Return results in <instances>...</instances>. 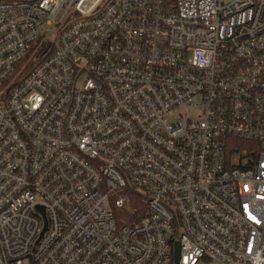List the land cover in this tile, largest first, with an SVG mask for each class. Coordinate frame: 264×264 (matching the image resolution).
<instances>
[{
	"label": "built area",
	"instance_id": "1",
	"mask_svg": "<svg viewBox=\"0 0 264 264\" xmlns=\"http://www.w3.org/2000/svg\"><path fill=\"white\" fill-rule=\"evenodd\" d=\"M201 261L264 264V0H0V264Z\"/></svg>",
	"mask_w": 264,
	"mask_h": 264
},
{
	"label": "trees",
	"instance_id": "2",
	"mask_svg": "<svg viewBox=\"0 0 264 264\" xmlns=\"http://www.w3.org/2000/svg\"><path fill=\"white\" fill-rule=\"evenodd\" d=\"M51 44V42H47L46 44L43 43L39 50H36V47L38 48V45H35L33 50L18 64L16 67L15 75L19 77H24L28 73H30L36 65H38L45 57L49 55L47 53L46 49ZM3 86V85H2ZM132 203L133 207H141V210H145L142 194L140 192L133 193ZM137 215H135L136 218ZM134 219V217H133ZM123 220H120L122 222Z\"/></svg>",
	"mask_w": 264,
	"mask_h": 264
},
{
	"label": "rangeland",
	"instance_id": "3",
	"mask_svg": "<svg viewBox=\"0 0 264 264\" xmlns=\"http://www.w3.org/2000/svg\"><path fill=\"white\" fill-rule=\"evenodd\" d=\"M225 2L227 1H230V0H224ZM64 12L61 13V15L63 14ZM60 15V16H61ZM47 30L49 32V34H53L54 33V30H55V26L54 25H51V26H48L47 27ZM183 113V111H181V109H178L176 112H174L172 115H169L167 117V121L169 123H172L174 121H176L178 118H179V115ZM200 113L199 111L197 110H191V114L190 116L192 118H196V117H199ZM118 213V216L121 217L122 213L120 211L117 212ZM127 213H130V214H133L134 213V207L132 208H129L127 209ZM199 264H219V262H216V263H213V262H205V261H201Z\"/></svg>",
	"mask_w": 264,
	"mask_h": 264
},
{
	"label": "water",
	"instance_id": "4",
	"mask_svg": "<svg viewBox=\"0 0 264 264\" xmlns=\"http://www.w3.org/2000/svg\"><path fill=\"white\" fill-rule=\"evenodd\" d=\"M178 258H179V247H178V245H177L176 260H178Z\"/></svg>",
	"mask_w": 264,
	"mask_h": 264
}]
</instances>
